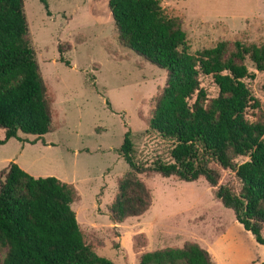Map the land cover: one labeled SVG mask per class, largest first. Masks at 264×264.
<instances>
[{
	"label": "rangeland",
	"instance_id": "obj_1",
	"mask_svg": "<svg viewBox=\"0 0 264 264\" xmlns=\"http://www.w3.org/2000/svg\"><path fill=\"white\" fill-rule=\"evenodd\" d=\"M107 1L46 0L45 10L38 0H22L24 40L44 86L50 128L41 139L18 133L19 141L0 145V172L12 162L33 178L70 184L77 194L70 209L83 244L112 264H138L142 254L186 244H196L213 264L264 262L263 248L213 198L202 179L184 183L152 172L133 175L118 155L129 132L139 166L170 162V142L147 129L166 73L118 40ZM158 1L185 34L190 53L218 42L228 50L235 41L264 43V0ZM244 65L254 74L244 84L259 104L245 118L264 124V73H256L248 61ZM198 82L207 104L217 88L210 77L200 76ZM245 160L236 157L233 163ZM213 167L219 173L217 184L237 192L232 173ZM124 176L144 185L149 206L137 217L113 223L109 209Z\"/></svg>",
	"mask_w": 264,
	"mask_h": 264
},
{
	"label": "trees",
	"instance_id": "obj_2",
	"mask_svg": "<svg viewBox=\"0 0 264 264\" xmlns=\"http://www.w3.org/2000/svg\"><path fill=\"white\" fill-rule=\"evenodd\" d=\"M38 1L46 10V0ZM107 9L118 40L166 73L147 129L170 142V162L139 166L129 132L118 155L133 175L152 172L184 183L202 179L264 254V124L246 120V111L259 104L244 84L254 78L245 61L256 73H264V43L235 41L228 50L218 42L190 53L185 34L163 13L158 0H108ZM26 32L22 0H0V145L19 141L18 133L41 139L50 128L45 90L33 50L24 40ZM200 76L210 77L217 88L207 104ZM236 157L246 160L236 165ZM213 166L232 173L237 192L217 184L219 173ZM76 197L70 184L53 177L33 178L9 162L0 172V264H112L83 244L70 209ZM148 206L144 185L124 176L109 220L120 223L137 217ZM138 264L213 263L196 244H186L142 254Z\"/></svg>",
	"mask_w": 264,
	"mask_h": 264
},
{
	"label": "crops",
	"instance_id": "obj_3",
	"mask_svg": "<svg viewBox=\"0 0 264 264\" xmlns=\"http://www.w3.org/2000/svg\"><path fill=\"white\" fill-rule=\"evenodd\" d=\"M8 163H9V162H8ZM8 163H7V164H8ZM219 261H220V263H221V260H220V259H219Z\"/></svg>",
	"mask_w": 264,
	"mask_h": 264
}]
</instances>
